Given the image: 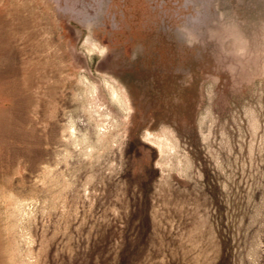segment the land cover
Returning <instances> with one entry per match:
<instances>
[{"label": "rangeland", "instance_id": "374dc122", "mask_svg": "<svg viewBox=\"0 0 264 264\" xmlns=\"http://www.w3.org/2000/svg\"><path fill=\"white\" fill-rule=\"evenodd\" d=\"M0 264H264V0H0Z\"/></svg>", "mask_w": 264, "mask_h": 264}]
</instances>
